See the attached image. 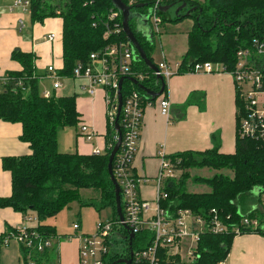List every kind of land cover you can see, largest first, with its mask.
<instances>
[{"label":"trees","instance_id":"obj_1","mask_svg":"<svg viewBox=\"0 0 264 264\" xmlns=\"http://www.w3.org/2000/svg\"><path fill=\"white\" fill-rule=\"evenodd\" d=\"M30 1L29 17L33 22H43L47 17L59 16L62 19V65L57 69L59 75L71 77L74 66L86 62L92 52H97L109 43L127 40L123 32L119 35L111 34L106 40L101 39L106 31H113L115 24L121 25L122 17L111 0H53L54 3L47 0ZM146 1L136 0L132 6ZM183 2L187 3L186 7H194L191 13L185 16L184 12L189 9L185 7L179 14L168 17L169 11L172 12ZM162 4H173L167 12H158L162 22L175 23L185 18L193 20L187 34V50L180 59L178 73L187 72L194 63L202 61L222 62L231 68L239 47L248 45L253 37L264 38V0H163ZM135 36L152 61L150 51L153 46L144 42L139 34L135 33ZM12 57L19 61L22 68L8 73L13 79L0 92V119L21 125L19 139L27 143L30 152L2 158V168L10 173L11 191L8 196L0 197V208L10 207L21 214L33 211L37 218L34 228L45 237H54L57 236L55 227L46 224L45 219L55 216L69 203L79 200L81 189H92L101 194L100 208L111 207L114 216L111 220H116L114 190L107 174L109 153L117 135L113 124L106 117L105 149L101 154L58 151V132L80 121L76 96L42 97L39 75H36L33 68L34 53L16 50L12 52ZM131 69L149 75L139 84L154 91L159 90L160 84L150 76L151 69L141 59L135 60ZM17 78L23 81L26 91L16 87ZM123 87V94L130 89L145 94L130 78H125ZM147 100L152 101L149 98ZM235 104L237 106L236 98ZM213 139L214 145L210 149L187 150L168 157H173L172 160L178 158V168L181 169L223 168L231 171V175L215 173L211 177L195 176L193 180L205 184L209 191L188 192L184 190V184L189 175L184 172L178 181L170 179L165 183L167 197L161 201L162 206L170 212L184 208L199 215H205L214 208L228 221L236 220L240 215H258L257 206L251 205L249 209L246 207L251 201L248 194L253 189H258V197L264 192V141L236 136L234 152L221 153L218 151V139L215 136ZM88 204L98 205L93 201ZM258 234L264 235L260 232ZM149 236V232L135 234L130 249L134 251L144 248L149 242ZM233 237L230 232L201 234L195 249L196 257L188 264H216L225 259ZM122 243L128 244L127 239ZM125 249V255L116 252L110 254L107 264H118L121 256L128 259L129 247ZM48 251L32 252L30 258L34 264H47ZM27 254V250L22 248L23 264L28 262ZM159 257V264H185L180 263L177 256H170L165 251H161Z\"/></svg>","mask_w":264,"mask_h":264},{"label":"built area","instance_id":"obj_2","mask_svg":"<svg viewBox=\"0 0 264 264\" xmlns=\"http://www.w3.org/2000/svg\"><path fill=\"white\" fill-rule=\"evenodd\" d=\"M1 1V0H0ZM163 0H152L150 7L152 13L149 18L154 32H158L162 18L159 17V5ZM136 0H127V5H133ZM30 0H10L8 10L21 12L30 11ZM20 28L23 26L22 18L18 19ZM123 32L122 25L115 24L113 31L104 33L106 39L109 35H119ZM55 34L49 33L45 41H54ZM131 44L125 41H117L107 44L97 52H92L86 62L77 63L73 70L74 78L86 80V90L93 95L96 88H102L106 103V117L113 124L117 112L119 79L123 78L121 93V108L119 119L121 141L120 146L112 161V173L120 188V199L123 220H107L96 226L93 235L80 234L79 239V264H107L113 251V238L117 236L120 241L127 239L124 236L126 226L135 236L143 232H149L150 238L147 245L142 249L133 251L129 264H159V253L165 251L170 256H177L180 263L188 264L195 257V249L200 235L207 233H264V192L259 194V205L256 207L259 214L256 216L240 215L238 219L228 221L219 211L212 208L205 215H199L190 209L177 208L170 212L163 207L161 201L167 197L165 183L170 179H176L174 172H179V159L172 160L161 153L159 155V167L153 179L155 196L152 200L140 197L139 188L149 183L147 177L139 176L134 172L133 160L140 142L143 110L147 100L146 94L142 95L136 89H130L123 94V81L125 78H133L137 83L143 82L149 75L132 71V65L139 58L135 55ZM156 70H151L150 76L158 79L161 77L165 82L178 72L179 63L173 67L164 61L155 63ZM48 76L51 78V90L43 89L42 97L48 99L54 96L52 90L62 87L61 78L57 69L52 65L47 66ZM191 73H228L234 83L236 106V136L239 138L264 141V38L253 37L248 45L239 47L235 52V63L231 68L222 62L202 61L196 62L187 71ZM42 77H38V80ZM12 76L6 74L0 76V92L12 80ZM16 87L26 91L23 81L17 78ZM132 82V81H131ZM133 83V82H132ZM134 84V83H133ZM142 85V84H141ZM149 88V87H147ZM145 93V92H144ZM159 113L164 116L170 114L171 103L164 92L156 98ZM79 134L86 141H91L96 133L86 123L79 125ZM117 139V135L115 137ZM92 153L101 154L98 147H94ZM171 159V160H170ZM229 218V215L227 216ZM37 218L29 214H22V222L19 226L6 233L1 239L3 244L10 240L18 243L27 250V264H34L30 258L32 252H43L53 247V239L59 243L60 236H43L34 227ZM79 223L73 224V229L78 230ZM123 229V230H122ZM70 238V237H69ZM123 244V243H122ZM123 249V248H122ZM122 249L119 252L122 253ZM216 264H224L222 260Z\"/></svg>","mask_w":264,"mask_h":264},{"label":"crops","instance_id":"obj_3","mask_svg":"<svg viewBox=\"0 0 264 264\" xmlns=\"http://www.w3.org/2000/svg\"><path fill=\"white\" fill-rule=\"evenodd\" d=\"M197 1L203 2L204 0ZM9 3L10 0L0 1V76L21 70L22 66L19 61L12 57L13 51L31 52L35 55L36 70L34 72L42 77L39 79V87L42 86V90H51V78L47 77V70H45L47 72L45 77L38 72H43L44 66L47 63L50 65V61L54 58L56 59L55 65L58 67L56 69L62 65V44L57 41H45L49 33L58 35L61 26L60 19L47 18L43 22H34L31 35L33 40L30 43L24 42L16 29L20 16L9 12ZM171 15L169 11L168 17ZM187 19L190 27L184 30L176 28L178 23L166 21L174 25L168 28L170 33L162 35H159L160 31L154 32L148 22L153 34V48L150 53L154 64L156 63L153 61L154 35H159L160 61L165 60L172 67L180 62L187 50V34L193 24L191 18ZM160 24L158 30H160ZM135 29V24L132 23V30L135 31ZM138 34L141 35L140 32ZM45 81H48V85L44 84ZM63 81H68V85L64 92H61L65 85ZM61 82L62 87L52 91L54 95L75 94L80 121L69 133L66 144H64L65 148L57 147L58 151L91 154L93 148L98 147L103 153L106 132V103L103 89L98 87L91 95L86 90L87 82L84 79L69 76ZM164 95L171 103L170 114L164 116L159 113L156 99L144 106L140 142L133 160L134 172L150 180L149 183L139 188L140 197L147 200H152L155 196L153 179L158 171L161 153L171 156L187 150L204 151L213 147V136L218 139L219 152L232 153L235 149L236 104L234 83L230 74L177 73L165 81ZM81 123H86L94 129L96 135L91 141H86L79 134L78 127ZM20 132L19 123L0 119V197L8 196L11 191L10 173L2 168V158L30 152L27 143L19 139ZM249 205L246 208L249 209ZM21 222V213L10 207L0 208V264H23L22 247L13 240L6 245L1 240L6 233L19 226ZM45 223L54 226L52 222ZM78 250V238H75L72 244L64 239L60 240L55 247L49 249L47 264L52 262L53 252L55 257H53L52 264H79ZM222 261L224 264H264V236L254 232L234 235L228 255Z\"/></svg>","mask_w":264,"mask_h":264},{"label":"rangeland","instance_id":"obj_4","mask_svg":"<svg viewBox=\"0 0 264 264\" xmlns=\"http://www.w3.org/2000/svg\"><path fill=\"white\" fill-rule=\"evenodd\" d=\"M165 1H168V0H165ZM47 2L54 3L55 1L47 0ZM188 8L189 7H186V9H188ZM174 10L175 9H173L171 12L172 15H174ZM11 13L13 15H19L20 16L19 18H22L23 26L20 28L19 24L17 23L16 29L18 30V33L21 35L20 36L21 39L24 42L30 43V41L33 40V39H31V35L33 33V25L35 23L30 19L28 12H21L18 10H14ZM47 18H58V19H60L61 26L59 28L58 35L54 33L55 34L54 42L57 41L61 44V35H62V19H61V17L58 16V17H47ZM172 23H174V22H172ZM175 23H178V26L176 27L178 30H184V29L190 27V24H189L190 22L187 18H185L184 22H182V23H179V22H175ZM160 25H161L160 30H158L160 32H158V33H159V35H162L165 33H170L171 31L168 28H171V26L174 24H171L169 22L167 23L166 21H164L163 23L161 22ZM41 27H43V26H41ZM54 27L56 28V24H54ZM42 29H44V28H42ZM159 35H154L155 52L153 55V61L156 63L161 60ZM104 38H105V35L102 34L101 39L106 40ZM212 39L214 40V37H212ZM36 59H38V57H36ZM55 60H56L55 58L52 59L49 64L55 68H58L55 65ZM47 65H48V63L44 66L43 72L37 71L38 73L43 75V77L46 76L45 73L47 74V72L45 71V70H47L46 69ZM33 68L35 71L36 70L35 59L33 62ZM37 70H38V68H37ZM47 77H49L48 74H47ZM63 79H66V77L63 76L61 78V81ZM50 83H51V80H50ZM63 83H65V85L63 87L64 89L63 88H62L63 90L61 89L62 90L61 92H64V90L67 88L68 81H65V82L63 81ZM44 84L48 85V81H45ZM42 88L43 87L41 86L40 92L42 91ZM74 127L75 126H66L58 132V135H57V141H58L57 147L58 148L59 147L63 148V149L65 148L64 144H66V139L68 138L69 133L72 131V129ZM174 159H176V157H174ZM184 172L188 173V175H189L185 179V184H184V190H186L188 192H206V191H209V188L205 184H201V183L195 182L193 180V177H195V176L211 177L215 173H225V174L231 175V171H229L227 169H223V168L222 169H213V168H208V167H185V168H182L179 172H174V175L176 176L175 180L178 181L179 177ZM248 197H250V199H251V201L249 202V204H250L249 206H251V205L258 206L259 205V201L257 199L258 198V189H253L248 194ZM90 201H93L95 204H98V205L88 204ZM100 201H101V194L99 191H94L92 189H81L79 200H75V201L69 203L68 206L63 208L55 216L45 219V222H52L54 227H55L57 236L58 235L62 236L61 238H63L67 243L72 244L78 235H80L82 233L88 234V235H93L96 233V226L98 223L105 222V221L110 220L114 217L113 216V209L111 207L100 208V206H99ZM28 214L33 216L34 212L28 211ZM76 222H79V224H80V229H78V230L73 229V224ZM262 236H264V235H262ZM113 240H114L113 245L110 246V249L113 252L121 251V249L123 248V244L120 241V239L117 236H115L113 238ZM52 244H53V247H55L58 243H56V240L53 239ZM51 251H50V253H51ZM53 257H55L54 252L52 253V257H51L52 262L48 263V264L53 263V261H54Z\"/></svg>","mask_w":264,"mask_h":264},{"label":"water","instance_id":"obj_5","mask_svg":"<svg viewBox=\"0 0 264 264\" xmlns=\"http://www.w3.org/2000/svg\"><path fill=\"white\" fill-rule=\"evenodd\" d=\"M112 4L114 5V8L120 13L122 20H121V25H122V30L123 33L126 36L127 41L131 44L134 52L136 53L135 55L139 56V59H141L147 67H149L151 70L155 71L156 66L155 64L151 61L150 58L146 55V52L144 51L143 47L141 46L140 42L135 36V33L140 32V36L143 37L144 42H146L148 45L152 46L153 44V34H152V29L149 25V18L152 13V8L149 6V3H138L134 6L127 5L124 1L122 0H111ZM149 6V7H148ZM173 4H161L158 7V10L161 12H167ZM144 7H148L146 9V13L140 12L136 9H141ZM186 7V2L181 3V5L177 6L174 10V14H179V12ZM194 9V7L189 8L184 15L188 16L191 11ZM200 11V8H199ZM131 23L135 24V31L132 30ZM157 82L160 84V88L158 91H154L150 88H147L139 83L133 78H130V80L140 86L142 90L145 92L146 96L151 99L152 101L155 100L158 96H160L164 92V87H165V82L161 77H157ZM123 78L119 79V91H118V104H117V112L115 116V120L113 123V127L117 133V139L116 142L111 149L108 157V162H107V174L109 176V179L112 183L113 190H114V200H115V211H116V216L117 219L122 221L123 220V214H122V206H121V199H120V188L117 182L115 181V178L112 173V161L113 158L120 146V141H121V131L118 123V118L120 114V108L122 104L121 100V93H120V86L122 83ZM123 228L127 231V234L124 236V238H127L128 244H129V258L128 259H121L118 260V262H122L125 264H129L131 262V257L133 255V250L130 249L131 241L134 237V234L126 227L123 225Z\"/></svg>","mask_w":264,"mask_h":264},{"label":"flooded vegetation","instance_id":"obj_6","mask_svg":"<svg viewBox=\"0 0 264 264\" xmlns=\"http://www.w3.org/2000/svg\"><path fill=\"white\" fill-rule=\"evenodd\" d=\"M145 3H149V4H150L149 0L146 1ZM148 7H149V6H148ZM148 7H144V8L136 9V10H138V11H140V12H144V13H146V9H147ZM124 243H126V242H124ZM124 243H123L122 254L125 255V253H126V252H125V251H126L125 248L129 247V244H124ZM127 243H128V241H127ZM121 259H125V257H124V256H121V257L118 258V260H121ZM118 264H125V263L118 262Z\"/></svg>","mask_w":264,"mask_h":264}]
</instances>
